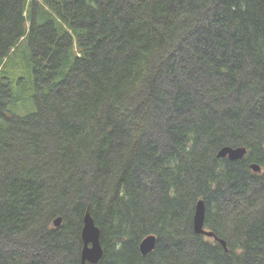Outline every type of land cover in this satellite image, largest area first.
<instances>
[{"label":"trees","instance_id":"16d2710c","mask_svg":"<svg viewBox=\"0 0 264 264\" xmlns=\"http://www.w3.org/2000/svg\"><path fill=\"white\" fill-rule=\"evenodd\" d=\"M0 66V264H82L87 211L95 264H264V0H0Z\"/></svg>","mask_w":264,"mask_h":264},{"label":"water","instance_id":"95a60500","mask_svg":"<svg viewBox=\"0 0 264 264\" xmlns=\"http://www.w3.org/2000/svg\"><path fill=\"white\" fill-rule=\"evenodd\" d=\"M247 149L244 146L233 147L231 145H224L218 151V156L226 157L230 159H239L244 156ZM252 167L255 171L261 170V166L258 163H253ZM205 215V205L202 199L197 201L196 210L194 215V229L196 233H207L212 235V232H207L203 229ZM62 221V216H58L54 219V224L58 226ZM82 239L84 241L83 248L81 250L82 264L86 262L97 263L102 257L103 250L100 243V228L96 225L94 218L89 211L84 216V225L82 228ZM91 243V246L89 245ZM157 243V236L155 234H149L143 238L140 243V250L143 254H147L152 251Z\"/></svg>","mask_w":264,"mask_h":264},{"label":"flooded vegetation","instance_id":"af4514ba","mask_svg":"<svg viewBox=\"0 0 264 264\" xmlns=\"http://www.w3.org/2000/svg\"><path fill=\"white\" fill-rule=\"evenodd\" d=\"M262 140H264L263 135H262ZM231 146H233V145H231ZM233 147H236V146H233ZM244 147H246V146H244ZM246 149H247V147H246ZM247 153H248V149H247L246 153L244 154V156L239 158V159L245 158ZM226 157H228V156H226ZM234 160H238V159H234ZM253 163H255V162H253ZM253 163H251L252 169H253V167H252ZM261 171H262V166H261V170L255 171V172H261ZM200 199H202L204 201L205 211H206L205 215H204L203 229L207 232H212L213 234L212 235L207 234V233H197V234L204 236V238L207 240L215 241L216 243L220 244L225 250H228L230 252H235V253L242 252L243 248L241 246L233 248L230 245V241H231L232 237L229 236L228 231H227L228 225L225 221L227 209L224 207L225 205L222 204V202H218L219 204L207 203V201L204 197H199L197 199V201ZM197 201H196V204H197ZM196 204L194 207V213H193V218H192L193 228H194V215H195V210H196ZM62 222H63V220H62ZM83 225H84V220H83ZM194 231H195V229H194ZM82 241H83V239H82ZM100 243H101V239H100ZM83 245H84V241H83ZM89 245L91 246V243ZM156 246L149 253L142 254V255L147 256L148 254L153 253L156 249ZM101 247L103 250V254H102V257H103L105 254V247L102 245V243H101ZM82 248H83V246H82ZM139 249H140V244H139ZM140 252H141V250H140ZM102 257L100 259H102ZM93 264H95V263H93Z\"/></svg>","mask_w":264,"mask_h":264},{"label":"rangeland","instance_id":"374dc122","mask_svg":"<svg viewBox=\"0 0 264 264\" xmlns=\"http://www.w3.org/2000/svg\"><path fill=\"white\" fill-rule=\"evenodd\" d=\"M73 226H71V230H72ZM71 230H70V233H71ZM72 235H74L73 233H71ZM0 247H4L3 244L0 245Z\"/></svg>","mask_w":264,"mask_h":264},{"label":"bare ground","instance_id":"6f19581e","mask_svg":"<svg viewBox=\"0 0 264 264\" xmlns=\"http://www.w3.org/2000/svg\"><path fill=\"white\" fill-rule=\"evenodd\" d=\"M5 59V58H4ZM1 67V66H0ZM206 212V211H205Z\"/></svg>","mask_w":264,"mask_h":264}]
</instances>
